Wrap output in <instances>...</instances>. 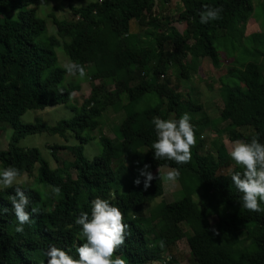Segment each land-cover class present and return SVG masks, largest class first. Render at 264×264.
I'll return each mask as SVG.
<instances>
[{"label":"trees","instance_id":"16d2710c","mask_svg":"<svg viewBox=\"0 0 264 264\" xmlns=\"http://www.w3.org/2000/svg\"><path fill=\"white\" fill-rule=\"evenodd\" d=\"M170 1L58 0L68 5L70 18L47 14L54 27L48 34L45 19L36 13L39 0H0V133L8 139L0 150V170L13 166L29 175L38 165L32 185L0 188V264H47L51 245L78 258L76 248L86 240L75 220L84 212L90 216L97 197L124 214L129 227L116 255L128 264H171L173 247L181 240L189 264H264V212L243 208L242 193L231 181V174L242 169L220 155L224 148L218 143L223 136L250 142L257 135L264 143V77L257 68L264 49V0H176L175 22L183 30L170 27L171 20L161 25V9ZM205 5L222 6V18L201 24ZM250 18L259 23L258 31L245 35ZM57 53L66 63L84 66L86 77L66 82L68 73ZM219 58L234 64L216 80L226 99L213 112L205 111L179 83L194 72L198 60L215 64ZM170 69L174 88L169 80L160 81ZM81 82L88 83L89 94L71 106ZM60 105L71 115L53 126L40 117L20 120L27 111ZM184 113L196 129L191 161L156 160L153 118L179 119ZM108 117H114L112 138L100 133ZM206 130L213 140H203L200 134ZM95 131L96 138L91 136ZM37 134L64 142L48 147L53 168L37 148L19 146ZM67 135L74 144L68 145ZM89 143L96 147L92 157L83 153ZM145 164L157 177L147 190L139 176ZM164 165L179 169L177 190L172 200L155 204L163 196L164 181L158 177ZM137 178L140 185L134 184ZM17 187L30 200L31 219L22 233L15 231L20 225L11 199ZM52 187L61 189L59 196ZM34 207L39 211L31 213Z\"/></svg>","mask_w":264,"mask_h":264},{"label":"clouds","instance_id":"9594fccd","mask_svg":"<svg viewBox=\"0 0 264 264\" xmlns=\"http://www.w3.org/2000/svg\"><path fill=\"white\" fill-rule=\"evenodd\" d=\"M35 7V5H33ZM46 0H39V7H47ZM222 6H204L199 13V22L207 24L210 21L221 19ZM65 70L69 75L84 79L87 75L84 66L69 60L65 64ZM72 95H75L73 93ZM156 140L152 144L154 158L156 160L174 161L178 165L187 164L192 159V148L197 142L196 129L191 123L189 113L182 114L179 119H161L155 117L152 120ZM229 156L242 171H234L231 181L235 188L242 193L243 208L251 212H264L261 203H264V143L259 137L254 136L250 142L241 139L228 141ZM145 164L139 170V176L144 177L143 187L147 190L151 181L157 179ZM166 171L159 179L166 183L175 184L180 176L178 168L163 166ZM159 172V169H158ZM19 169L8 166L0 170V187L11 188L18 183L21 177ZM141 180H134L135 185H140ZM54 195L59 196L61 189L52 187ZM198 198V197H197ZM12 199L14 215L20 226L15 228L17 233L23 232V225L31 219L27 208L30 204L29 197L19 188L15 189ZM4 213L7 209L2 210ZM39 211L38 207L31 209V213ZM81 226V236L86 242L76 248L78 258H74L61 248L51 245L46 253L47 264H128V261L117 256V251L124 245L128 225L124 223V214L117 206L108 200L97 197L91 201V214L81 213L75 220ZM215 234L216 230H212ZM163 241L160 247H163Z\"/></svg>","mask_w":264,"mask_h":264},{"label":"rangeland","instance_id":"374dc122","mask_svg":"<svg viewBox=\"0 0 264 264\" xmlns=\"http://www.w3.org/2000/svg\"><path fill=\"white\" fill-rule=\"evenodd\" d=\"M57 1L58 0H46V3L48 4V6L43 7V8L39 7V2L36 5L37 15L39 17H42L46 21V28H47L48 34H53L54 27L52 26L50 19L47 17V14H49L50 12H53L55 15V18L61 19V20H68L70 18L68 5L66 3H62L60 5V3H58ZM176 4H179L178 1L171 0L169 3L165 4L162 7L161 9L162 16L164 15L165 17H163L161 25L166 24V22L171 20L170 27L173 26L175 28H178L179 30H183V25L175 22V19L178 13L177 11H175V8H177ZM157 5L158 4H155V8H157ZM72 6H75V4H72ZM258 25L259 23H256V21L252 20V18L248 19L245 23L244 34L248 35L250 33L257 32ZM131 28H133V33L137 31L136 30L137 27L134 24H132ZM167 32H169V29ZM138 39L141 42V39L140 38ZM192 48L193 46H190V50ZM260 50L262 52V55L257 65V68H258L259 74L262 77H264V49L262 48ZM56 59H57V62L62 67L65 66L66 59L62 57L59 53H57ZM188 62H189V59H188ZM197 64L198 65L195 67L194 72L190 73V75L188 76L186 80H181L179 83V86H180V89L189 90L188 93H189V97L191 101L202 105L205 111L211 112L213 109H216L215 108L216 106H219L222 103H224L226 99V96L224 94L225 91H223L220 88L216 80L220 78L222 75H224L225 72L230 67H232L234 64L231 60H227L226 58H219L218 62L215 64L211 59H200L198 60ZM189 65L190 63L188 64V66ZM70 79H72V75H69V74L66 75V78H65L66 82L70 81ZM165 79L170 81V88L176 87L173 70L170 69L167 76L161 77L160 81H164ZM209 86H211V89L208 88ZM74 93L75 95H72L70 105L78 106L81 103V101L84 98H86L89 94L88 83L81 82L79 84V90ZM70 115L71 113L69 111V108L66 105H60V106L46 108L41 112L27 111L20 117V120L24 123H30L34 121L35 117H40L45 125L53 126L60 120L69 118ZM108 119L109 121L106 120L105 125L100 127V133L112 138L113 135H112V131L110 130V127L112 126L111 122H113L114 117H108ZM98 135H99L98 131L91 133V136H94L95 138L98 137ZM200 135H202L203 140L206 136H208V138L213 140L212 135L207 130L201 132ZM66 138L67 140L65 141L68 143V145H70L73 140L68 135L66 136ZM6 139H7L6 134L0 133V150L5 149L6 143L8 141V139L7 140ZM227 142L228 141L225 136L220 138L218 143L222 144L224 148V151H220V155L226 154V156L228 157V160L230 162H234L231 160L229 156V144ZM90 143L84 147L83 153L85 155H88L89 157H92V155L96 153V147ZM54 144L62 145L64 144V142L62 139H60L57 136H50L46 134L26 136L19 142L20 147L37 148L39 150L40 157L47 163L49 168H53L55 165L53 163V160L48 150V147ZM72 144H74V141ZM208 147H206V149ZM63 155H64V152H60V156H63ZM215 157H217L216 152H215ZM37 168H38V165H35L32 172L29 175H22L21 177H19L18 183L32 185L34 183V178L37 173ZM162 186H163V196L160 199H157L154 202L155 204L160 201H169L170 199L172 200L171 193L177 190L176 184L172 186L170 183L164 182ZM232 209L239 210L238 207H233ZM171 257H172L170 259L171 264H189V257H190L189 250L184 240H181L176 243V245L173 247V252L171 254ZM153 264H156V263H153Z\"/></svg>","mask_w":264,"mask_h":264}]
</instances>
